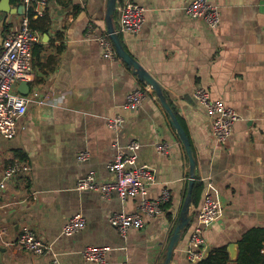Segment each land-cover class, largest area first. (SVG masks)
Returning <instances> with one entry per match:
<instances>
[{"label": "crops", "instance_id": "obj_1", "mask_svg": "<svg viewBox=\"0 0 264 264\" xmlns=\"http://www.w3.org/2000/svg\"><path fill=\"white\" fill-rule=\"evenodd\" d=\"M124 1L117 0V5ZM131 1L145 8L142 30L136 35L118 33L115 8V32L124 50L162 89L190 142L196 162L194 182L202 184L198 205L191 204L189 225L169 264H195L187 260L186 251L208 183L219 216L204 228L203 259L213 249L233 244L230 264H235L240 242L248 235L254 247L260 243L254 249L257 255L251 250L248 257L259 258L260 264L264 261V0H209L220 12L214 29L186 14L192 0ZM106 3L49 0L34 24L28 93L20 94L21 81L12 89L30 101L17 120V135L11 139L0 135V177L16 161L30 167L11 178L0 194V264H95L82 258L88 246L107 248L110 264L163 262L188 190L189 160L153 89L118 57L104 58L90 37L109 38ZM22 6V0H0V50L4 39L20 27ZM199 87L239 115L225 143L214 140L210 119L193 97ZM137 88L150 91L139 108L129 110L127 95ZM117 115L123 125L115 131L107 119ZM116 141L127 154L128 143L137 142V163L154 170L149 199L164 188L171 194L159 215H142V227L125 236L109 218L113 213L137 212L140 197L123 202L116 196L106 199L94 191L76 190L77 181L87 175L102 183L112 181L107 165L115 156ZM162 142L169 145L166 156L156 152ZM84 151L90 157L80 162L77 156ZM77 215L85 218V229L63 236V225ZM25 228L46 246L44 254L33 255L16 246Z\"/></svg>", "mask_w": 264, "mask_h": 264}, {"label": "built area", "instance_id": "obj_2", "mask_svg": "<svg viewBox=\"0 0 264 264\" xmlns=\"http://www.w3.org/2000/svg\"><path fill=\"white\" fill-rule=\"evenodd\" d=\"M49 0H22L25 14L21 19L18 30L11 32L3 41L0 50V135L11 139L19 131L17 120L23 116L29 103L26 96L13 92L14 85L21 81H30L32 78V49L36 42L35 31L30 27V17L37 19L44 15ZM119 13L118 33L125 35L138 34L145 22V8L131 0H126L117 5ZM186 14L192 19H201L207 26L214 29L220 23L219 8L209 0H192L185 8ZM31 15V16H30ZM90 36V34H89ZM102 50L103 57L114 60L117 58L112 42L106 36L91 35ZM148 88H137L127 95L125 108L137 109L141 106L149 93ZM194 99L203 108L210 119V131L212 137L218 143H225L230 138L233 127L240 118L239 115L222 101L212 100L209 93L203 88H196ZM107 125L112 130H119L123 125L121 116L107 119ZM139 144L131 141L126 146L128 154L124 153L116 141L113 144L115 156L107 165L113 179L109 182H99L94 175H87L76 183L77 191H94L102 197L109 199L116 196L125 201L128 198L140 197L138 211L132 214L113 213L109 222L122 236L131 229H140L143 225L142 215L155 217L162 212L163 205L170 201L171 194L168 188L161 190L155 199L147 197V189L155 183V172L148 166L137 163L135 151ZM156 152L161 156L169 153L167 143H158ZM89 153L84 151L78 154L77 159L82 162L88 160ZM30 167L22 161H16L9 165L0 177V194L7 187L11 178L19 173H25ZM211 184L204 186V197L198 210V224L191 233L186 251L187 260L198 263L204 257L205 244L204 228L214 223L219 216L217 202L211 192ZM83 216L71 217L63 225L61 234L72 236L81 232L86 227ZM16 246L33 255H42L46 252V246L32 230L25 228L16 242ZM108 249L105 247L88 246L81 252L82 258L95 264H110L107 260Z\"/></svg>", "mask_w": 264, "mask_h": 264}, {"label": "water", "instance_id": "obj_3", "mask_svg": "<svg viewBox=\"0 0 264 264\" xmlns=\"http://www.w3.org/2000/svg\"><path fill=\"white\" fill-rule=\"evenodd\" d=\"M117 0H107L106 3V27H107V33L109 36V39L112 42L115 54L119 59H121L126 65L131 67L134 70L135 75L137 78L142 81L143 83L150 86L153 91L156 93L158 99L160 100L163 108L167 112L171 124L173 125L175 131L177 132L180 140L182 141L185 151L188 156L189 160V182H188V190L186 193V197L184 199L182 209L179 215V218L171 232V235L169 237L167 246L165 248V252L163 255V262L161 264H169L174 249L177 247L179 240L181 236L183 235L184 230L187 228L190 222V210H191V204H192V189L194 185V171H195V165L196 162L194 160L192 149L190 147V142L182 129L180 123L178 122L173 110L170 108L169 104L166 102L165 96L163 95V91L160 88V86L155 82L151 76L145 72L142 67L124 50L121 40L119 38V35L115 32L112 19L115 12ZM23 12L21 14L25 13V7L22 6ZM28 93V85L26 82H23L20 84V94L26 95ZM228 250L230 253V258H234L235 255V248L234 245L231 244L228 246Z\"/></svg>", "mask_w": 264, "mask_h": 264}, {"label": "trees", "instance_id": "obj_4", "mask_svg": "<svg viewBox=\"0 0 264 264\" xmlns=\"http://www.w3.org/2000/svg\"><path fill=\"white\" fill-rule=\"evenodd\" d=\"M31 16V15H30ZM40 19V18H39ZM38 22L37 20L32 19L30 17V27L34 30V24ZM120 38V37H119ZM202 191V184L198 181L194 182L193 189H192V204L197 206L198 205V198ZM254 241L250 239L248 235L243 237V240L240 242V249L239 254L236 259L235 264H258L259 258L257 260H253L248 257V253L252 250L255 255L256 252L254 251L255 247L258 249L260 247V243L255 244V247L252 245ZM230 255L228 253V249L225 246L217 247L213 249L206 258L202 259L196 264H230ZM260 264H264V261H261Z\"/></svg>", "mask_w": 264, "mask_h": 264}]
</instances>
